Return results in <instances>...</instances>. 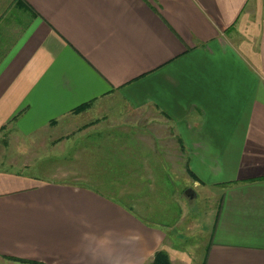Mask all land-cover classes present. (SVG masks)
Masks as SVG:
<instances>
[{
    "label": "crops",
    "instance_id": "crops-1",
    "mask_svg": "<svg viewBox=\"0 0 264 264\" xmlns=\"http://www.w3.org/2000/svg\"><path fill=\"white\" fill-rule=\"evenodd\" d=\"M113 129L103 191L12 171ZM0 145V264H186L166 178L216 197L200 264H264V0H0Z\"/></svg>",
    "mask_w": 264,
    "mask_h": 264
},
{
    "label": "rangeland",
    "instance_id": "rangeland-1",
    "mask_svg": "<svg viewBox=\"0 0 264 264\" xmlns=\"http://www.w3.org/2000/svg\"><path fill=\"white\" fill-rule=\"evenodd\" d=\"M81 131L82 130H78L71 134V140L68 141V144L64 147V150L66 151L64 155H60L57 152L52 151L51 146H45L49 152L47 154H41V159L38 158L34 161V164L31 167L22 168V171L19 169L20 167H15L12 168V171L26 173L36 179L49 180L50 178L45 173V167H52L57 164V167H61L64 170L71 169L77 173L76 176H61L55 178L61 182L79 183L80 185H86L87 187L96 189L97 191H101L103 189L101 186L117 185L121 182V179H123V177H121V172L124 166H119L122 163H125L127 161L125 159L128 157V151H118L121 143H125L124 140L121 141L124 134L123 130H109L102 133L101 136H98L100 138L96 137L97 134L85 136L81 134ZM129 146L131 147L130 144ZM10 149L11 148H8V146L0 145V164L7 162L13 163L9 161L10 156L12 155L9 154ZM118 158L122 160L116 161ZM142 161L143 162L140 161L139 163L144 164V167H146L147 162H145V160ZM117 162L119 165L116 164ZM5 167L6 165H0L2 170H6L7 167ZM140 179V176H136L135 178L138 183H140ZM164 180V186L167 190V194L160 192L157 194L158 201L156 207L159 210L168 207L169 217L167 220L152 219L151 221L155 225L160 224L161 227L166 228L168 221H172L179 211L176 209V204L174 203V199L171 197V194L178 190L181 191L179 194L180 199L185 201V208L187 207V209H189V207H191V209L189 211V217L186 220V225L183 223L185 229H182L179 226L176 227L173 232V235L176 236L174 238V245H176L178 249H184V254L187 258H185L186 264H200L209 238V236L206 235L207 232L205 225H207V222L212 219V215L216 207V197L213 194L204 195L201 189H196L194 190L195 197L193 199L184 198L183 191H186L187 188H189L188 185L191 184L185 183L184 185L181 180H174L172 184L170 179L166 178ZM116 181L119 182L117 183ZM152 189L153 188L151 187V190ZM105 193H107V191ZM152 193L153 198L155 191H152ZM187 203L190 204L186 205Z\"/></svg>",
    "mask_w": 264,
    "mask_h": 264
},
{
    "label": "trees",
    "instance_id": "trees-1",
    "mask_svg": "<svg viewBox=\"0 0 264 264\" xmlns=\"http://www.w3.org/2000/svg\"><path fill=\"white\" fill-rule=\"evenodd\" d=\"M87 107V104L80 106L76 109V111H80L82 109H85ZM152 264H170L169 258L165 252L159 251L156 252L153 258Z\"/></svg>",
    "mask_w": 264,
    "mask_h": 264
},
{
    "label": "water",
    "instance_id": "water-1",
    "mask_svg": "<svg viewBox=\"0 0 264 264\" xmlns=\"http://www.w3.org/2000/svg\"><path fill=\"white\" fill-rule=\"evenodd\" d=\"M184 195H185L187 198L191 199L193 196H195V192L193 191L192 188H189V189H187L186 191H184Z\"/></svg>",
    "mask_w": 264,
    "mask_h": 264
}]
</instances>
